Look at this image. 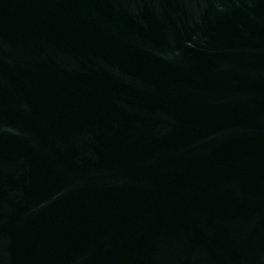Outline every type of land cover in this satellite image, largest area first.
<instances>
[{
  "label": "water",
  "instance_id": "1",
  "mask_svg": "<svg viewBox=\"0 0 264 264\" xmlns=\"http://www.w3.org/2000/svg\"><path fill=\"white\" fill-rule=\"evenodd\" d=\"M0 264H264V0H0Z\"/></svg>",
  "mask_w": 264,
  "mask_h": 264
}]
</instances>
